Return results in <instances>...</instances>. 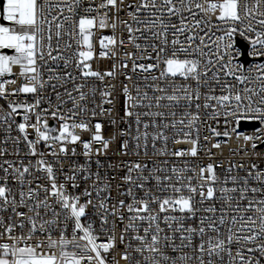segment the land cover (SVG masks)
<instances>
[{
	"label": "snow or ice",
	"instance_id": "6c2138e0",
	"mask_svg": "<svg viewBox=\"0 0 264 264\" xmlns=\"http://www.w3.org/2000/svg\"><path fill=\"white\" fill-rule=\"evenodd\" d=\"M125 10L130 20H119ZM113 11L135 49L124 56L143 81L122 86V116L113 115L115 85L92 83L115 77V66L101 73L90 63L93 29L109 21L115 29ZM237 37L251 46L249 57L264 58V0H2L0 264H108L117 229L125 264H264V153L256 151L264 129L242 137L252 142L246 155L261 163L229 161L222 177L223 165L211 163L189 176L187 165L167 174L154 162L102 160L117 140L120 156L147 157L149 143L153 156L168 155L165 130L173 129L184 137L174 143L193 147L171 155L195 157L191 130L198 136L204 123L220 136L208 121L221 116L226 125H264V63L255 74L237 63ZM99 44V56L112 57L109 46L125 40L109 35ZM97 117L108 118L112 135Z\"/></svg>",
	"mask_w": 264,
	"mask_h": 264
},
{
	"label": "built area",
	"instance_id": "2783aa9c",
	"mask_svg": "<svg viewBox=\"0 0 264 264\" xmlns=\"http://www.w3.org/2000/svg\"><path fill=\"white\" fill-rule=\"evenodd\" d=\"M95 4H99L101 0H94ZM87 3V0H86ZM103 11V10H101ZM127 10L120 12L119 20H125L130 18L127 16ZM92 15H95L93 13ZM214 19V18H213ZM112 20H114L117 24V27L113 29L111 27L112 21H109V26L104 29H100L98 26L93 29V46H94V59L90 61L93 70L99 71L101 73H105L107 71L113 70V66H115L116 75L115 77H105L103 81L96 80L95 78H92V83L100 90H103L105 86L107 85H115V88H109L110 91L113 92V96L115 98V109L116 111L113 113V115H123V106L125 97L122 92V86L124 84H127L130 88H132V85L134 82H138L143 84V81L140 80V74L139 72L133 73L131 71V61L127 60V58L124 56L125 52H132L135 51V49L132 47V45L127 43L128 33L124 27L123 24L119 22V20L116 19V14L113 11L112 14ZM131 22V21H130ZM221 33L217 32V35ZM109 35H115L117 37V40L123 38L125 40V45L123 47H120L119 45L113 47L109 46V49L106 51H114L116 53L115 56L112 57H100L99 53L101 51V47L99 44V40L103 36H109ZM65 40H67V36L64 37ZM142 43V42H141ZM63 46V42L62 45ZM236 49L243 52L244 55L237 58V63L242 62L244 63L246 68L253 69V74H255V66L259 63H264V58H252L248 56V53L252 50L251 46L241 37L236 38ZM122 61H125L128 63V68H121L120 64ZM143 62V61H142ZM125 73L128 75H131L133 77L132 81H128L125 79ZM252 87H255V84L250 85ZM133 94L134 90H133ZM24 98L23 96L21 97ZM31 99V96L28 97ZM97 99H99V93H97ZM105 107H112L111 105H105ZM19 119V118H18ZM48 123L50 127H58V121L53 119L50 115L47 117ZM107 117H97V121H103L105 122V135L110 136L114 132L113 126H111L107 122ZM202 120H206V117L201 118ZM119 127L123 128L125 125L123 123H119ZM208 124L211 125V127H215L217 131L221 132L220 136H214L210 128L206 127L204 123H200L198 125L199 127V133L197 136L196 132V126L193 127L191 130L192 132V139H198L197 146V156L193 157L190 155L177 157L171 155L172 152L176 150H189L193 147V144L189 141L186 143H174L173 137L175 139H184L182 135H177V130L173 129L171 131L165 130V134L169 136V141L167 144V150L168 155L164 156H153L152 155V147L151 143H149V149H148V156H144L143 150H141V155L139 157H136L134 155L129 156H120L118 153L119 148V140L113 142L109 154L107 157L102 158L103 162L107 166V164H119L121 160L123 161H130V160H142L147 161L148 163L152 164L155 163L156 166L160 167H166L167 168V174H171V168L173 166H176L178 168L184 167L185 165L195 169L194 172H186L185 175L189 176H197L199 172V168L206 166L207 164L211 163L213 165H223V167H217L216 172L221 177L223 176L225 169L229 165V161L233 163H242L247 162L251 163L252 161H256L257 163H261V161L257 160L255 155H252L251 159H249L248 155L246 153H250L251 150V143L252 142H245L242 137L244 135H254L257 133L258 130L264 129V125H260L258 122H248V121H241L239 125H235L233 123H228L227 125L224 122V117L221 116L218 120V122L213 123L212 121H208ZM134 130V125H133ZM184 131H189L187 128L184 129ZM224 131L229 132V136L225 137L222 133ZM15 134V133H14ZM84 139H90V136L88 133H83ZM208 137L206 140L205 137ZM241 137L240 139H237V137ZM215 143H220V148H213L212 145ZM71 147V146H70ZM157 151L164 147L162 142H157ZM11 150V149H10ZM77 152L81 151L80 146H76ZM257 152L264 153V144H260L258 148L256 149ZM235 153V154H234ZM79 162L83 163L84 158L82 156H79L76 158ZM165 161L167 164H165ZM262 167H264V163L261 164ZM93 169H95V164L92 165ZM106 171L116 175L115 172H113L112 169L106 167ZM119 175H123V172H119ZM119 183V178L114 182ZM197 183V179L193 180V184ZM139 195H142L143 193H138ZM113 197L117 196V193L115 191V188L113 189L112 193ZM124 198V197H120ZM217 206L219 207V202L217 201ZM127 221H125L126 223ZM163 226V225H162ZM70 232V229H69ZM117 235V249L113 252H110L108 254V264H114L112 257L115 256L116 260H120L119 252L123 249V245L119 244V229H117L116 232ZM44 237L41 236L40 239H43ZM58 238L54 235L53 237ZM105 237L101 236V239L98 242H104ZM135 243V242H134ZM71 251V248H69ZM191 250H189L190 252ZM120 264H125L123 260H120ZM194 264V262H193Z\"/></svg>",
	"mask_w": 264,
	"mask_h": 264
},
{
	"label": "water",
	"instance_id": "95a60500",
	"mask_svg": "<svg viewBox=\"0 0 264 264\" xmlns=\"http://www.w3.org/2000/svg\"><path fill=\"white\" fill-rule=\"evenodd\" d=\"M0 2H2V0H0ZM6 23V22H5Z\"/></svg>",
	"mask_w": 264,
	"mask_h": 264
}]
</instances>
